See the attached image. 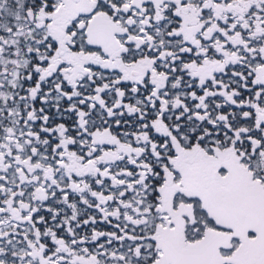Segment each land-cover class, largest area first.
Masks as SVG:
<instances>
[{"label":"snow or ice","instance_id":"snow-or-ice-1","mask_svg":"<svg viewBox=\"0 0 264 264\" xmlns=\"http://www.w3.org/2000/svg\"><path fill=\"white\" fill-rule=\"evenodd\" d=\"M0 264H264V0H0Z\"/></svg>","mask_w":264,"mask_h":264}]
</instances>
